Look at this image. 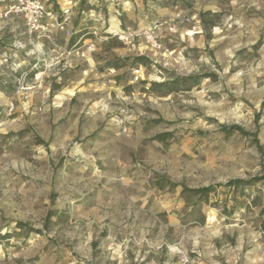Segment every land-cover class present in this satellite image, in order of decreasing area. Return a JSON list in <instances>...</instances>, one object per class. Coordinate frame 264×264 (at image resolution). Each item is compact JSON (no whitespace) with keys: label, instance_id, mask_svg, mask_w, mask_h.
Instances as JSON below:
<instances>
[{"label":"rangeland","instance_id":"obj_1","mask_svg":"<svg viewBox=\"0 0 264 264\" xmlns=\"http://www.w3.org/2000/svg\"><path fill=\"white\" fill-rule=\"evenodd\" d=\"M41 1L71 35L0 0V264H264V182L229 186L264 177V0Z\"/></svg>","mask_w":264,"mask_h":264},{"label":"built area","instance_id":"obj_2","mask_svg":"<svg viewBox=\"0 0 264 264\" xmlns=\"http://www.w3.org/2000/svg\"><path fill=\"white\" fill-rule=\"evenodd\" d=\"M72 3L66 5L61 12L49 9L41 0H13L9 13L22 16L28 33L37 35L39 38L52 40L58 33H73L71 25ZM180 17V15L178 16ZM155 28H158L156 25ZM133 38L134 35H131ZM147 40L155 49H160V39L158 33L151 30L147 35ZM95 45H90L86 50L75 49L68 52L69 55H78L83 59H88L94 51ZM133 76L138 79L141 76L140 69L133 70Z\"/></svg>","mask_w":264,"mask_h":264},{"label":"trees","instance_id":"obj_3","mask_svg":"<svg viewBox=\"0 0 264 264\" xmlns=\"http://www.w3.org/2000/svg\"><path fill=\"white\" fill-rule=\"evenodd\" d=\"M89 10L88 6H87V0H81V3H80V11H87ZM205 14H201V17L204 18ZM204 21V19H203ZM201 78H196V77H182L179 79V83L184 85V84H196L198 82H200ZM9 88L11 89V85H9ZM66 93H64V95L62 94V98L65 96ZM225 128V127H224ZM235 129H238L240 130L239 127L235 126V127H232L230 128V130H235ZM260 182H264V177H260V178H256L254 180H248V181H244V180H240V179H237V180H232L229 182V186L234 188L235 190H245L247 188H250L252 186H254L255 184L257 183H260ZM185 191H193V190H188V189H185ZM194 192L196 193H200V194H205L207 192V189H198V190H194ZM259 197H256L254 200H253V203L255 205H257L258 201H259Z\"/></svg>","mask_w":264,"mask_h":264},{"label":"bare ground","instance_id":"obj_4","mask_svg":"<svg viewBox=\"0 0 264 264\" xmlns=\"http://www.w3.org/2000/svg\"><path fill=\"white\" fill-rule=\"evenodd\" d=\"M113 20L115 21L116 19L113 18ZM115 27L118 28V26L116 25V23H115ZM94 65H95V64H94ZM70 94H73V91H70Z\"/></svg>","mask_w":264,"mask_h":264}]
</instances>
